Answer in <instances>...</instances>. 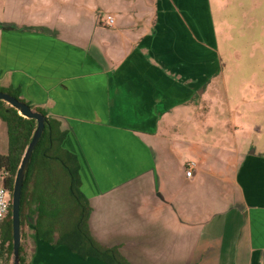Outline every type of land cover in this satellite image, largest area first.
<instances>
[{"label": "crops", "instance_id": "obj_1", "mask_svg": "<svg viewBox=\"0 0 264 264\" xmlns=\"http://www.w3.org/2000/svg\"><path fill=\"white\" fill-rule=\"evenodd\" d=\"M213 11L212 0H0V86L61 123L92 237L130 264H264V157L246 160L234 137L236 150L222 148L190 104L215 71ZM24 231L28 264H108Z\"/></svg>", "mask_w": 264, "mask_h": 264}, {"label": "trees", "instance_id": "obj_2", "mask_svg": "<svg viewBox=\"0 0 264 264\" xmlns=\"http://www.w3.org/2000/svg\"><path fill=\"white\" fill-rule=\"evenodd\" d=\"M0 92L12 94L47 118L43 135L32 155L23 188L21 264L26 260L23 227L27 223L34 225L38 237L43 241L66 245L75 253L84 257H96L108 264H130L116 248L105 247L92 237L89 227L92 210L81 190L79 160L63 146L67 132L61 130V123L47 117L41 108L21 99L19 92L1 86ZM0 119L7 126L9 145L8 153L0 154V183L12 193L18 168L37 122L23 117L3 101L0 102ZM12 257L11 204L0 231V264H10Z\"/></svg>", "mask_w": 264, "mask_h": 264}, {"label": "rangeland", "instance_id": "obj_3", "mask_svg": "<svg viewBox=\"0 0 264 264\" xmlns=\"http://www.w3.org/2000/svg\"><path fill=\"white\" fill-rule=\"evenodd\" d=\"M212 3L210 25L215 39L210 48L214 58L210 61L215 71L206 75L201 92L190 101L199 107L196 123L205 125L207 137L226 140L222 148L236 150L234 137L246 160L264 157V0ZM2 124L0 154H7L8 132ZM25 259L24 264H28L27 255ZM10 264H14V257Z\"/></svg>", "mask_w": 264, "mask_h": 264}, {"label": "water", "instance_id": "obj_4", "mask_svg": "<svg viewBox=\"0 0 264 264\" xmlns=\"http://www.w3.org/2000/svg\"><path fill=\"white\" fill-rule=\"evenodd\" d=\"M6 102L8 105L16 109L23 117L37 122L36 129L32 136L31 142L28 145L20 166L18 168L13 192H12V222H13V257L14 264H21V244H22V229H21V201L25 178L29 169L32 155L39 144V141L45 130L47 118L38 111L31 108L30 105L20 101L18 98L8 92H0V102Z\"/></svg>", "mask_w": 264, "mask_h": 264}, {"label": "built area", "instance_id": "obj_5", "mask_svg": "<svg viewBox=\"0 0 264 264\" xmlns=\"http://www.w3.org/2000/svg\"><path fill=\"white\" fill-rule=\"evenodd\" d=\"M107 23L109 25H112L114 23V18L108 16ZM195 169H196V163L194 161L188 162L186 164V176L188 178H192ZM11 201H12V193L9 191V189L1 185L0 186V231H1V226L10 211Z\"/></svg>", "mask_w": 264, "mask_h": 264}]
</instances>
